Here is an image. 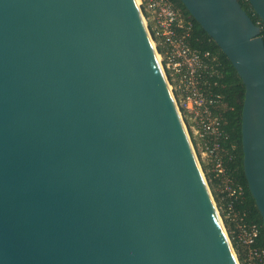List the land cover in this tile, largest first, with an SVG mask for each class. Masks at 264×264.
Returning a JSON list of instances; mask_svg holds the SVG:
<instances>
[{"label": "water", "instance_id": "95a60500", "mask_svg": "<svg viewBox=\"0 0 264 264\" xmlns=\"http://www.w3.org/2000/svg\"><path fill=\"white\" fill-rule=\"evenodd\" d=\"M180 1L243 84L264 227L260 27L239 0ZM0 264H240L136 0H0Z\"/></svg>", "mask_w": 264, "mask_h": 264}, {"label": "built area", "instance_id": "2783aa9c", "mask_svg": "<svg viewBox=\"0 0 264 264\" xmlns=\"http://www.w3.org/2000/svg\"><path fill=\"white\" fill-rule=\"evenodd\" d=\"M136 3L196 157L199 153L206 170L222 178V191L234 198L240 196L242 186L227 176L219 153V139L227 137L218 112L223 104L218 95L207 91L209 79L219 76L217 56L190 45L192 22L169 0H136ZM255 23L261 35V25L259 21ZM258 234L255 223L237 224L236 236L245 249V264H264V246H252Z\"/></svg>", "mask_w": 264, "mask_h": 264}, {"label": "trees", "instance_id": "16d2710c", "mask_svg": "<svg viewBox=\"0 0 264 264\" xmlns=\"http://www.w3.org/2000/svg\"><path fill=\"white\" fill-rule=\"evenodd\" d=\"M181 13L192 22L190 45L198 51H209L217 56L219 76L209 79L207 91L218 95L223 106L218 109L222 117V129L227 137L219 139V153L225 167L227 176L234 184L242 186L243 193L234 198L228 196L223 190L222 178L215 176L212 172L206 171L212 193L224 216L223 223L228 232L232 246L237 254L240 264L244 263L245 249L237 239V224L255 223L259 227V234L252 246H264V227L255 202L249 193L247 183L242 170V151L240 136L241 107L244 94V87L234 67L227 57L219 49L213 39L203 30L197 21L189 14L180 0H169ZM242 7L250 15L254 22L261 25V35L264 40V24L255 14L247 0H239ZM216 187L219 191H215ZM228 214V217H226Z\"/></svg>", "mask_w": 264, "mask_h": 264}, {"label": "rangeland", "instance_id": "374dc122", "mask_svg": "<svg viewBox=\"0 0 264 264\" xmlns=\"http://www.w3.org/2000/svg\"><path fill=\"white\" fill-rule=\"evenodd\" d=\"M197 153V152H196ZM197 157H198V160H199V163H200V165H201V168H202V171H203V173H204V175H205V177H206V166L204 165V163L203 162H205V160L202 158V156L201 155H199V153L197 154ZM206 180H207V183H208V185H209V182H208V179H207V177H206ZM209 188H210V185H209ZM210 190H211V188H210ZM215 191H219V189L216 187V189H215ZM211 193H212V190H211ZM212 196H213V199H214V202H215V204H216V206H217V209H218V211H219V214H220V217H222L221 219H222V221H223V219H224V216H222V212H221V210H220V207H219V205H218V203L216 202V199H215V197H214V193H212ZM226 229V228H225ZM227 231V230H226ZM227 234H228V232H227ZM231 241V240H230ZM235 251V250H234ZM236 253V252H235ZM237 255V254H236ZM238 258V257H237ZM238 261H239V259H238ZM239 263H240V261H239Z\"/></svg>", "mask_w": 264, "mask_h": 264}]
</instances>
